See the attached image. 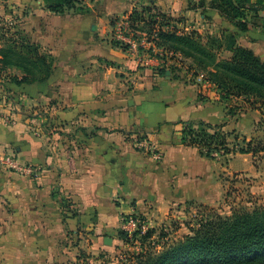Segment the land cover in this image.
<instances>
[{
    "label": "crops",
    "instance_id": "crops-1",
    "mask_svg": "<svg viewBox=\"0 0 264 264\" xmlns=\"http://www.w3.org/2000/svg\"><path fill=\"white\" fill-rule=\"evenodd\" d=\"M210 1L106 0L103 17L88 5L84 13L46 12L33 40L54 56L53 74L12 85L13 101L0 108V157L14 153L19 164L41 169L37 178L22 175L0 160V264H79V252L123 245L124 213L167 216L187 200L216 206L224 192L218 162L180 144L179 127L226 124L228 103L211 97L203 75L181 67L161 76L105 40L110 16L156 5L174 18L181 10L185 19L174 24L187 32L237 34L264 61V13L241 32ZM146 65L153 71L143 72ZM202 93L209 99L201 101ZM139 133L159 158L135 147Z\"/></svg>",
    "mask_w": 264,
    "mask_h": 264
},
{
    "label": "trees",
    "instance_id": "trees-1",
    "mask_svg": "<svg viewBox=\"0 0 264 264\" xmlns=\"http://www.w3.org/2000/svg\"><path fill=\"white\" fill-rule=\"evenodd\" d=\"M44 2L48 10L58 15L84 13L88 8L83 0ZM210 5L241 32L249 30L250 17L253 21L264 13V0H211ZM173 18L153 6H143L140 11L134 8L128 14L133 38L141 42L143 37L136 33L140 31L153 44L149 49L139 47L140 54H149L162 62L155 72L165 76L168 70L176 72L186 67L193 76H204L202 79L215 90L220 102L242 99L252 108L264 111V61L253 50L241 46L235 33L215 36L196 30L186 32L174 24ZM1 22L0 97L9 102L14 99L12 85L47 81L53 74L55 58L13 22ZM112 43L129 49V45L120 41ZM224 50L230 51L231 56L223 57ZM207 99V95H200L201 101ZM238 109L237 105L227 106L228 116L235 117ZM180 124L183 131L179 143L197 148L202 157L215 160L218 154L256 153L251 142L246 147L231 149L224 132L226 124L204 121ZM133 217L144 221L137 213ZM150 232L137 231L133 238L141 235L140 238L147 239ZM119 237L130 242L129 234L123 229ZM136 257V264H264V207L238 210L227 216L206 207L189 234L161 251H141Z\"/></svg>",
    "mask_w": 264,
    "mask_h": 264
},
{
    "label": "rangeland",
    "instance_id": "rangeland-1",
    "mask_svg": "<svg viewBox=\"0 0 264 264\" xmlns=\"http://www.w3.org/2000/svg\"><path fill=\"white\" fill-rule=\"evenodd\" d=\"M83 1L90 9L94 10L95 15H98V17L104 16L101 11L104 7L102 4L106 0ZM153 7L157 8L158 6ZM135 8L140 11V8ZM46 12L53 13L47 9L44 0H0V23H3L1 20L4 23L13 22L31 38H33L34 29L36 28L37 31V28L43 23L44 17L47 15ZM180 12L181 10H178L179 15L173 18L175 22L185 19L180 16ZM128 14L127 12L118 16H110V31L105 39L107 42L113 44L112 42L117 40L116 23L121 22L122 17ZM146 19H148V16H146ZM112 21H115V25H112ZM143 22L146 23V21ZM189 23V25H193L192 22ZM180 29L187 31L183 26H180ZM128 51L134 53L130 49ZM147 58V55H144L143 59L147 60ZM168 61L170 60L168 59ZM157 65L150 64L148 66L158 68ZM148 66H142L143 72L146 70L153 71ZM213 95L218 98L215 90L211 92V97ZM3 104L5 105V99L2 96L0 97V108H4ZM236 105L239 108L237 115L230 117L226 113L230 120L228 118V122L224 127L230 148L239 149L246 147L251 142L256 153L240 154L236 152V154L217 155L215 161L218 162V165L215 167L220 173L219 180L223 184L224 192L216 206H210L197 200H187L173 206L167 216H147L137 212L138 216L144 218L143 222L149 225L150 237L145 239L140 238V235L137 238H130V242L123 241V245H118L117 249L111 252L90 255L79 252L81 258L79 264H136V256L141 251H161L189 234L190 227L196 225L206 207L214 209L223 216L232 215L234 211L238 210L264 207V111L252 108L249 103L242 99H235L228 103V107ZM237 123H239L238 128H236ZM182 131L183 126H180L179 139L182 136ZM163 132L170 134L172 124H166Z\"/></svg>",
    "mask_w": 264,
    "mask_h": 264
},
{
    "label": "built area",
    "instance_id": "built-area-1",
    "mask_svg": "<svg viewBox=\"0 0 264 264\" xmlns=\"http://www.w3.org/2000/svg\"><path fill=\"white\" fill-rule=\"evenodd\" d=\"M122 21L116 23L115 32H116V39L120 41L123 45H129V49L134 52L137 56L139 62H148L150 64H161L162 62L159 59L151 57L149 54H140L139 47H143L145 49H149L153 47V44L147 40L146 33L137 31L138 35H141L143 38L141 42L135 40L133 38V30L130 25V21L128 20V15L122 17ZM187 32V31H186ZM128 49V50H129ZM144 55H147V60H144ZM7 122H11V117H6ZM135 147L147 154L154 155L159 158V152L155 144L150 140L149 136L145 133H139L135 137ZM0 160L3 164L7 165L11 170H16L22 175H28L32 177H39L41 174V169L35 165L27 164L21 165L17 162L14 153L4 154L0 157ZM134 213L131 214H123L122 221V229L126 231L130 238H133L135 232L141 231V234H145L149 230V225L145 224V222H140L139 220L133 217Z\"/></svg>",
    "mask_w": 264,
    "mask_h": 264
}]
</instances>
